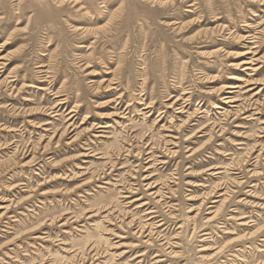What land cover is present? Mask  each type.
Returning <instances> with one entry per match:
<instances>
[{"label":"rangeland","instance_id":"rangeland-1","mask_svg":"<svg viewBox=\"0 0 264 264\" xmlns=\"http://www.w3.org/2000/svg\"><path fill=\"white\" fill-rule=\"evenodd\" d=\"M0 53V264H264V0H0Z\"/></svg>","mask_w":264,"mask_h":264},{"label":"bare ground","instance_id":"bare-ground-1","mask_svg":"<svg viewBox=\"0 0 264 264\" xmlns=\"http://www.w3.org/2000/svg\"><path fill=\"white\" fill-rule=\"evenodd\" d=\"M246 40L245 41H248V39H249V41H252V42H249L250 44H252V45H255V43H254V39H255V37H254V35H249L248 37H246L245 38ZM257 39H258V37H257ZM257 44H258V40H257ZM253 48H248V50H252ZM250 54H253V52L251 53L250 51H248L245 55H250ZM255 56V55H254ZM8 57L7 56H5V55H2L1 53H0V76L1 77H3V75H4V73H5V69L7 68V66H8ZM257 61H258V59H255V57H252V58H250V59H244L242 62H241V64H240V66L241 67H243L244 68V72H246V71H257V73L261 70V68H259V67H256L257 65H256V63H257ZM255 66V67H254ZM41 68H43L42 66H41ZM12 76H8L7 78H5L4 79V84H5V88H7V89H9V91H12L14 88V81L15 80H12ZM246 83H249V82H247L246 81ZM250 85H253V83H250V84H248V86H250ZM258 85H260V84H258ZM112 85H108V87H111ZM225 89H231V90H236V89H239V87L238 86H235V85H232V86H230V87H227V88H225ZM249 91H253V89H251V90H249ZM225 91H223V93H224ZM232 93H234V92H226V93H224L225 95H230V94H232ZM260 94V92H257L255 95H259ZM62 96H60L59 94H57V96H56V98L58 99L57 100V102H56V105L52 108V114H55V116H62L64 113H62L61 115H58L62 110H63V108H65L66 106H67V104H68V102H67V100L66 99H62L61 98ZM224 100H225V105H227V106H229V104H235V103H237V101L238 100H236V99H234V97H232V96H228V97H225L224 98ZM170 102H169V104H168V106H169V108L168 109H172V110H174V111H176V113H178V114H184V113H186V109L188 108V106H192V103H190L188 100H185V96L184 97H180V96H175L174 98H172L171 100H169ZM144 102H145V100H142V102H141V104L140 105H142V106H145L142 110H140V113H139V115H144V116H146V118H149L151 115H152V111H153V106H152V103L151 104H149V105H147V104H144ZM182 103H184V105L182 104ZM127 110V109H126ZM143 111H145V113H143ZM147 114V115H146ZM162 114H163V112H161V114L158 116L159 118L162 116ZM259 114V112L257 113V115ZM119 117L121 116V115H119V114H117ZM68 118H67V121H66V124H68V129H66L63 133H62V135L61 136H63V135H65V133L67 134H69V129L70 128H72L73 126H74V118L76 117V111L75 110H70L68 113H67V115H66ZM122 117V119H125L124 118V116H121ZM115 123V122H114ZM51 123H48V124H45V125H50ZM110 123H107V124H103V123H98V124H95V125H93V127L91 128V129H93L94 131H98V130H101V132H99V133H105L103 130H105V129H110L112 126H110L109 125ZM116 124H118V122L116 123ZM201 132V131H200ZM70 133H72V132H70ZM75 137V136H74ZM104 136L103 135H99V136H97V138L98 139H101V138H103ZM76 138H77V136H76ZM74 142V141H73ZM72 142V143H73ZM72 143H69V145H71ZM153 149V148H152ZM85 151V153L86 154H83L81 157H85V158H87V157H95V155H94V151H91L90 149H85L84 150ZM166 151H167V153L169 152V150H167L166 149ZM196 153V152H195ZM195 153H193L192 155H194ZM162 164V163H161ZM165 164V163H164ZM147 179V178H146ZM128 193H130V194H136V191H135V189H131L130 191H128ZM157 195V193H152L151 194V196H156ZM157 197H159L158 195H157ZM127 198H129V197H127ZM138 200H140V199H138ZM138 200H135V201H138ZM144 205H146V204H144ZM153 212H150L149 214H152Z\"/></svg>","mask_w":264,"mask_h":264}]
</instances>
